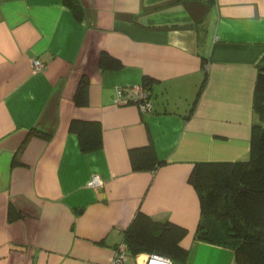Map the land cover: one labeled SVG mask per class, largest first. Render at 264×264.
Masks as SVG:
<instances>
[{"label": "crops", "instance_id": "1", "mask_svg": "<svg viewBox=\"0 0 264 264\" xmlns=\"http://www.w3.org/2000/svg\"><path fill=\"white\" fill-rule=\"evenodd\" d=\"M79 2L80 20L64 0H0V264H111L139 210L187 229L184 264H237L196 238L188 177L197 162L249 158L264 0ZM103 52L121 66H101ZM145 78L153 113L114 104ZM72 119L100 124L99 149L81 151ZM149 144L163 164L133 170L129 150Z\"/></svg>", "mask_w": 264, "mask_h": 264}, {"label": "trees", "instance_id": "2", "mask_svg": "<svg viewBox=\"0 0 264 264\" xmlns=\"http://www.w3.org/2000/svg\"><path fill=\"white\" fill-rule=\"evenodd\" d=\"M64 4L77 19L82 18L79 0H64ZM100 65L118 68L121 63L103 52ZM87 86L82 80L76 92L78 100L86 98ZM253 110L261 123L252 126L248 160L197 162L188 177L200 197L201 218L196 238L232 249L237 264H264V66L258 68ZM70 130L77 134L81 151L101 147V127L97 121L72 119ZM129 158L136 171L155 170L163 164L151 144L130 149ZM15 213L11 205L10 216ZM186 234V228L155 220L139 210L123 230L122 241L127 256L155 253L170 259L172 264H184L188 250L181 246V240Z\"/></svg>", "mask_w": 264, "mask_h": 264}, {"label": "built area", "instance_id": "3", "mask_svg": "<svg viewBox=\"0 0 264 264\" xmlns=\"http://www.w3.org/2000/svg\"><path fill=\"white\" fill-rule=\"evenodd\" d=\"M32 71H41L44 63L36 58H31ZM117 106L134 104L141 113H153V100L144 82L135 83L119 87L116 89V95L113 99ZM89 187L97 188L103 185V181L98 175H94L87 183ZM127 258L126 247L123 241L116 247L115 256L111 264H122ZM144 264H172L170 259L161 255L151 253L146 254Z\"/></svg>", "mask_w": 264, "mask_h": 264}, {"label": "rangeland", "instance_id": "4", "mask_svg": "<svg viewBox=\"0 0 264 264\" xmlns=\"http://www.w3.org/2000/svg\"><path fill=\"white\" fill-rule=\"evenodd\" d=\"M143 259V258H142Z\"/></svg>", "mask_w": 264, "mask_h": 264}]
</instances>
